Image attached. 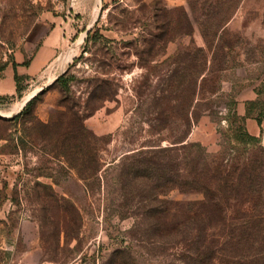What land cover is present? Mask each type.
Listing matches in <instances>:
<instances>
[{
	"label": "rangeland",
	"instance_id": "obj_1",
	"mask_svg": "<svg viewBox=\"0 0 264 264\" xmlns=\"http://www.w3.org/2000/svg\"><path fill=\"white\" fill-rule=\"evenodd\" d=\"M47 14L69 18L55 69L0 95V113L19 110L0 117V264H176L175 205L203 199L176 164L239 173L256 160L243 126L264 148V0H0L3 73L28 64ZM239 179L226 213L264 216V185L244 195Z\"/></svg>",
	"mask_w": 264,
	"mask_h": 264
},
{
	"label": "trees",
	"instance_id": "obj_2",
	"mask_svg": "<svg viewBox=\"0 0 264 264\" xmlns=\"http://www.w3.org/2000/svg\"><path fill=\"white\" fill-rule=\"evenodd\" d=\"M201 73L202 71L194 76V79L192 78L194 93L196 91L195 77ZM14 78L16 90L20 95L21 77L16 70ZM63 80L64 74H61L55 82ZM30 102L31 100L24 107H27ZM18 114L4 119L16 118ZM250 117L255 118L257 123L261 124V116L258 117L249 109H246L244 115H238L237 119L245 125L246 119ZM241 129L243 130L242 135L248 139L247 143L252 144L250 149L255 153L256 159L252 160L251 164H247L248 166L241 168V172L237 173L235 170L231 172L222 161H218L217 165L213 166L212 163L207 165L196 157L189 160L191 170L187 171L188 173L183 172L182 162L176 164L177 188H189L203 194L202 200L187 202L183 208L175 205L177 246H182L184 250L176 264H214L215 260L221 261L222 264H241V262L243 264H264V216L251 217L241 212L239 216L230 217L222 206L223 201L231 200L236 196L235 194H239L241 189L234 185V179L240 182L239 177L244 172H246L248 182L251 183V187H244V195L254 194L253 192L259 194L261 186L264 185L257 177L260 172H264V148L257 146L258 138L249 133L246 127L243 126ZM177 142L180 144L172 146V149L178 153L185 149L194 152L199 147L193 142L183 143V139H178ZM221 171L225 173L224 177L217 176ZM209 172L214 173L211 180L208 178ZM248 174H255V178H250ZM213 189L221 196L214 193ZM177 204L180 205V203Z\"/></svg>",
	"mask_w": 264,
	"mask_h": 264
},
{
	"label": "crops",
	"instance_id": "obj_3",
	"mask_svg": "<svg viewBox=\"0 0 264 264\" xmlns=\"http://www.w3.org/2000/svg\"><path fill=\"white\" fill-rule=\"evenodd\" d=\"M46 18L47 19H43V21L38 23V27L36 26L33 31L29 32V36L26 39V45H30L31 40L35 43L33 51L28 56V64H23L24 61H22V59H15V65L14 63H11V65L7 64L5 73L0 70V95H17L14 78L15 70L17 74L25 73L30 76H40V74L49 75L50 71L55 69L54 67L56 66L55 62L58 57L59 49L67 45V34L64 32L63 28L68 27L69 18L68 16H64V19H62L61 17L50 14H47ZM63 24H65V26H63ZM18 97L19 96H17V98ZM11 112L7 117L3 118H10L17 114L19 110L13 114ZM259 130L254 131L252 134H257ZM4 240V235L0 231L1 250L5 249L3 245H6V241Z\"/></svg>",
	"mask_w": 264,
	"mask_h": 264
},
{
	"label": "water",
	"instance_id": "obj_4",
	"mask_svg": "<svg viewBox=\"0 0 264 264\" xmlns=\"http://www.w3.org/2000/svg\"><path fill=\"white\" fill-rule=\"evenodd\" d=\"M85 32L88 33V32H89V28H88ZM58 76H59V75L56 76L55 80L58 78ZM55 80H54V81H55ZM51 83H52V82H51ZM42 88H43V87L41 86V89H42ZM41 89H40V90H41ZM40 90H39V91H40ZM37 92H38V91H37ZM35 94H36V93H35ZM35 94H34V95H35ZM34 95H33V96H34ZM33 96H32V97H33ZM28 101H29V100H27V101L24 103V105H25ZM24 105H23V106H24ZM23 106H22V107H23ZM0 117H7V115H6V114H2V113H0Z\"/></svg>",
	"mask_w": 264,
	"mask_h": 264
},
{
	"label": "bare ground",
	"instance_id": "obj_5",
	"mask_svg": "<svg viewBox=\"0 0 264 264\" xmlns=\"http://www.w3.org/2000/svg\"><path fill=\"white\" fill-rule=\"evenodd\" d=\"M53 77H54V79H53V80H55V78H56V75H55V76H53ZM27 100H29V96L25 97V98L23 99L22 103H19V105L16 107V109H17L18 107H20V106H23V105H24V103H25ZM14 106H15V105H14ZM9 113H10V112H9Z\"/></svg>",
	"mask_w": 264,
	"mask_h": 264
}]
</instances>
